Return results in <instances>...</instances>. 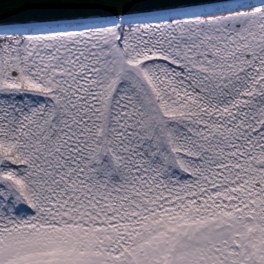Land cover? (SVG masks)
<instances>
[{"label":"snow or ice","instance_id":"snow-or-ice-1","mask_svg":"<svg viewBox=\"0 0 264 264\" xmlns=\"http://www.w3.org/2000/svg\"><path fill=\"white\" fill-rule=\"evenodd\" d=\"M0 264H264V0H0Z\"/></svg>","mask_w":264,"mask_h":264}]
</instances>
